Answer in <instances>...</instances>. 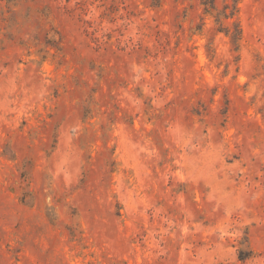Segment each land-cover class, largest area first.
Listing matches in <instances>:
<instances>
[{
    "label": "rangeland",
    "instance_id": "1",
    "mask_svg": "<svg viewBox=\"0 0 264 264\" xmlns=\"http://www.w3.org/2000/svg\"><path fill=\"white\" fill-rule=\"evenodd\" d=\"M0 264H264V0H0Z\"/></svg>",
    "mask_w": 264,
    "mask_h": 264
}]
</instances>
